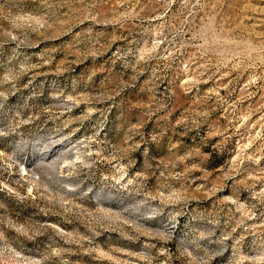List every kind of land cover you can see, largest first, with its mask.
Instances as JSON below:
<instances>
[{
	"label": "rangeland",
	"instance_id": "1",
	"mask_svg": "<svg viewBox=\"0 0 264 264\" xmlns=\"http://www.w3.org/2000/svg\"><path fill=\"white\" fill-rule=\"evenodd\" d=\"M0 264H264V0H0Z\"/></svg>",
	"mask_w": 264,
	"mask_h": 264
}]
</instances>
